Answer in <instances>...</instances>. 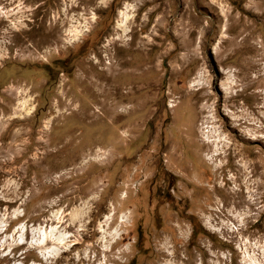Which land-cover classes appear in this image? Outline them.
I'll return each instance as SVG.
<instances>
[{
  "label": "rangeland",
  "instance_id": "rangeland-1",
  "mask_svg": "<svg viewBox=\"0 0 264 264\" xmlns=\"http://www.w3.org/2000/svg\"><path fill=\"white\" fill-rule=\"evenodd\" d=\"M0 264H264V0H0Z\"/></svg>",
  "mask_w": 264,
  "mask_h": 264
},
{
  "label": "bare ground",
  "instance_id": "bare-ground-1",
  "mask_svg": "<svg viewBox=\"0 0 264 264\" xmlns=\"http://www.w3.org/2000/svg\"><path fill=\"white\" fill-rule=\"evenodd\" d=\"M163 1L165 0H161V2L163 3ZM167 1H170V0H167ZM172 4V3H171ZM122 15V22L125 20H128L130 18V16H128L127 14H123L121 13ZM72 34V39L70 40V42H75V41H78L80 39V37L83 35V31L82 30H75V31H71ZM108 66V65H107ZM115 66V65H114ZM109 68V66H108ZM106 69V68H105ZM104 70V69H103ZM107 70V69H106ZM105 70V71H106ZM107 72V71H106ZM113 73V72H112ZM106 85V84H105ZM132 90L133 88L131 87L130 88V91L127 92L126 94H124V96H127L128 94L131 95L132 94ZM123 96V94H121ZM21 113L17 112L15 115L16 117H23L24 115H28L32 112L33 110V106L28 104V100H25L23 101L21 104ZM19 113V114H18ZM208 116V115H207ZM211 121H212V118H211ZM208 123H211L210 121H206L205 124H208ZM204 124V123H203ZM214 124V123H212ZM211 124V126H212ZM210 125V124H209ZM215 125V124H214ZM207 128V127H206ZM214 128V127H213ZM215 129V128H214ZM217 131V130H216ZM214 130H209L206 131L207 133H203L205 134V137L204 139L202 140L203 144L207 147L208 149V152H209V156L207 158V160L205 161V164L208 165V167H210V169L213 171V172H217L219 169H222L223 167V163L222 162H217V159L220 158L224 153H225V148L227 147V144L225 142V139L223 138L222 134L221 133H218V131L216 132ZM205 132V131H204ZM229 145V144H228ZM258 156V154H256ZM240 164V161L239 163ZM257 165V164H256ZM239 166V169L242 170L243 172L246 171L245 170V166L244 165H238ZM111 221V220H110ZM109 222H105V226L107 227ZM40 231H41V235L39 237V244H38V251H37V255L38 257L42 260L43 258H46L48 256V254L44 253V250H47V247L46 245L47 244H50V247H52L53 249L51 250L49 248V250H51L49 253V257L50 258H54L56 259V252L57 250L54 251V249H58V247H64L65 248V244H64V237L66 236H62V235H59L57 236V238H52L51 236L47 239L45 235L46 234V229H44L42 226L39 227ZM51 229V233L53 232V226L50 227ZM48 232V231H47ZM65 234V233H64ZM39 235V234H38ZM67 238V237H66ZM65 238V239H66ZM67 244V243H66ZM76 244V243H75ZM48 246V245H47ZM69 247V246H68ZM47 250V251H49ZM62 251V250H61ZM49 257H47V259H49Z\"/></svg>",
  "mask_w": 264,
  "mask_h": 264
}]
</instances>
